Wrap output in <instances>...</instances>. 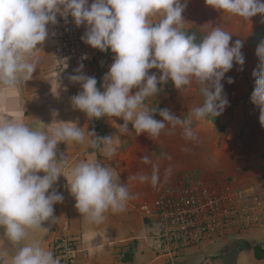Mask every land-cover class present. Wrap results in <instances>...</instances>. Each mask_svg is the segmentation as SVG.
<instances>
[{"label":"clouds","instance_id":"9594fccd","mask_svg":"<svg viewBox=\"0 0 264 264\" xmlns=\"http://www.w3.org/2000/svg\"><path fill=\"white\" fill-rule=\"evenodd\" d=\"M206 4L223 12L250 19L264 16V0H205ZM187 0H0V84L17 88L33 78L37 70L36 53L49 36L48 25L57 23V14L69 15L77 26L85 25L81 39L92 48L115 53L114 62L104 76V91L97 88V79L83 73L69 79L79 83L82 91L71 98L75 109L91 118L120 117L125 132L131 122L136 133L158 137L168 124L183 129L186 139H195L192 120L178 118L168 109L159 111L163 121L153 117L156 110L145 104L171 80L177 89L189 86L193 79L201 85L203 103L192 109L197 120L218 117L229 106L221 81L234 63L245 64L241 51L243 42L230 45L232 35L221 27H212L200 42L183 31V12ZM159 16L158 22L152 17ZM259 59L252 75L255 88L251 102L259 108V121L264 126V41L256 49ZM87 55L82 59H87ZM159 72L150 74V70ZM228 83H233L228 78ZM133 89H137L133 93ZM53 122L47 131L30 129L22 122H0V228L13 246L9 253H0V264H60L51 250L40 241L23 243L29 230L42 227L45 221H56L54 205L64 196L54 189L63 175L75 198V207L94 222L104 213L123 210L130 199L125 183H121L112 168L97 161H80L71 168V181L63 174L68 156H57L58 143L88 140L93 147L104 145L107 155L115 151L114 137H97L95 131L85 132L74 122ZM167 122V124H166ZM59 125V126H57ZM141 159L147 164L150 157ZM39 173H43L40 175ZM141 182L156 183L139 174L130 177Z\"/></svg>","mask_w":264,"mask_h":264},{"label":"rangeland","instance_id":"374dc122","mask_svg":"<svg viewBox=\"0 0 264 264\" xmlns=\"http://www.w3.org/2000/svg\"><path fill=\"white\" fill-rule=\"evenodd\" d=\"M182 15L183 31L186 35L195 37L196 42H200L212 27H221L230 33L232 35L230 45L236 40L243 42L241 51L245 57V64L242 70L240 65L234 63L233 68L221 81L229 106L218 117L209 116L197 120L191 116V112L193 108L203 103L201 85L193 79L189 86L177 89L169 80L159 86L161 91L147 98L145 104L149 109L156 110L153 117L159 121H163V117L159 115V111L163 109H168L178 118H191V127L196 138L186 139L181 127L172 128L170 124L155 138H151L147 133H136L131 122H128L129 131L109 133V124L122 126L125 121L120 117L105 116L102 123L105 132L103 137L114 134L115 151L110 156L118 161L119 174L124 178L139 174L151 177L155 173L157 176L155 184L151 180L141 182L133 179L137 187L141 184L145 189L147 188L150 194L148 197L151 196L148 203L154 200L156 195L178 182L192 180H206L219 184L233 183L264 200V126L259 121V108L250 99L255 88V77L252 73L259 64L256 49L258 44L264 41V16L257 14L253 19H240L236 15L207 5L205 0H187V7ZM151 19L153 22L159 20L153 17ZM115 55L110 49L106 69L101 77L102 92L104 76L109 72ZM100 58L99 62L89 67L91 70L89 76L96 78L99 74L101 61L104 60ZM58 71L61 82L65 83L63 86L73 89L74 82L69 77L78 74L76 70L59 67ZM152 72L159 75L156 69L150 70V74ZM229 77L232 78L233 83H228ZM136 90L133 89V93ZM103 148V144L93 147L88 140L79 143L74 166L80 161H89L90 151L98 153L101 150L100 153H103ZM64 151L65 148H62V153ZM144 155L150 157V163L146 164L141 159ZM97 157L103 162L102 160L107 156L97 154ZM250 232H255L251 237L253 243L263 241L260 230ZM74 242L76 244V241ZM252 242L238 240L231 244H234V248L238 250L239 247H245ZM17 247L0 243V253L8 252L10 259ZM54 252L55 250L53 254ZM54 256L57 258L56 253ZM78 261L76 253L73 264H78ZM60 264L65 263L60 260Z\"/></svg>","mask_w":264,"mask_h":264},{"label":"crops","instance_id":"0c3cea01","mask_svg":"<svg viewBox=\"0 0 264 264\" xmlns=\"http://www.w3.org/2000/svg\"><path fill=\"white\" fill-rule=\"evenodd\" d=\"M91 2L92 0H89V4ZM61 17L57 14V23L48 25L49 36L42 45H39L41 49L36 53L38 64L33 78L21 83L17 88H7L0 84V122L14 120L24 123L32 130L47 131L48 124L53 122L55 111L58 112V116L55 117L57 121L74 122L79 127L85 128V132L95 131L94 118L90 119L86 113L75 109L71 103V98L83 90L81 85L74 82L71 89L64 87L65 83L61 82L57 49ZM153 18L160 19L159 16ZM82 71L88 76L91 72L89 68H83ZM120 126L109 124V133L122 131ZM113 135L110 134V137ZM78 145L79 142L69 141L60 142L57 146V156L59 157L62 148H65L63 154L69 159L63 169L69 184L71 168L77 158ZM100 151L98 153L90 151L89 160L112 168L116 178L127 185L130 199L123 210L109 209L104 213L101 221H91L75 207L76 201L68 189V181L61 175L53 186L64 196L62 203L54 205L56 221L54 223L51 220L45 221L42 224L44 228L30 229L23 243L40 241L46 249L53 252L63 236H70L77 244L78 264H264V257L257 258L255 250V247L259 246L260 252H264V224L248 230L249 232L260 230L263 241L253 243L251 237L256 231L253 233L246 231L247 233L245 232L240 240H250L252 243H248L245 247L241 246L238 250L234 248V244H231L236 242L232 240L229 243H205L199 248L185 250L177 258L158 255L146 230V205L151 197H148L150 194L147 188L145 189L141 184L137 187L133 179L122 177L123 175L119 174V163L116 158L108 156L104 148L103 153ZM97 154L106 155L108 161L106 159H103V162L99 161ZM111 159L113 161L109 162ZM39 174L43 175V173ZM3 231V228H0V243L13 245ZM212 255L215 257H211Z\"/></svg>","mask_w":264,"mask_h":264},{"label":"built area","instance_id":"2783aa9c","mask_svg":"<svg viewBox=\"0 0 264 264\" xmlns=\"http://www.w3.org/2000/svg\"><path fill=\"white\" fill-rule=\"evenodd\" d=\"M86 26H77L73 18L61 17L57 38L58 67L76 70L92 67L100 61V50L81 37ZM87 55V59H82ZM146 230L156 253L177 258L188 249L209 242L229 243L264 224V202L246 188L233 183L206 180L182 181L156 195L146 205ZM75 240L63 236L54 254L65 264H73Z\"/></svg>","mask_w":264,"mask_h":264},{"label":"trees","instance_id":"16d2710c","mask_svg":"<svg viewBox=\"0 0 264 264\" xmlns=\"http://www.w3.org/2000/svg\"><path fill=\"white\" fill-rule=\"evenodd\" d=\"M109 50H110V48L108 49V50H106V51H101L100 50V56L106 61L107 59H108V57H109ZM100 73V72H99ZM98 75L99 74H97V76H96V79H97V88L100 90V86H101V78L99 79L98 78ZM94 123H95V133H96V135H97V137H101V138H103V136L105 135L104 133V130H103V125H102V123H103V117H101V118H94ZM101 145V143H99V142H97V146H95V147H98V146H100ZM255 250H256V256H257V258H259V259H261V258H263L264 257V252H260V247L259 246H257V247H255Z\"/></svg>","mask_w":264,"mask_h":264},{"label":"water","instance_id":"95a60500","mask_svg":"<svg viewBox=\"0 0 264 264\" xmlns=\"http://www.w3.org/2000/svg\"><path fill=\"white\" fill-rule=\"evenodd\" d=\"M105 69H106V61L102 60L101 61V66H100V73L98 75L99 79L102 77L103 73L105 72Z\"/></svg>","mask_w":264,"mask_h":264}]
</instances>
